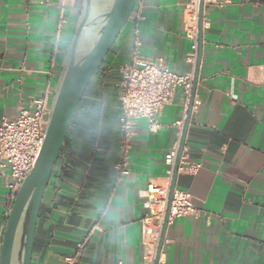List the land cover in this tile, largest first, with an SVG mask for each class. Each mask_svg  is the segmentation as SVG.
<instances>
[{"label": "crops", "instance_id": "1", "mask_svg": "<svg viewBox=\"0 0 264 264\" xmlns=\"http://www.w3.org/2000/svg\"><path fill=\"white\" fill-rule=\"evenodd\" d=\"M187 3L136 0L132 16L143 20L123 29L91 83L88 99L98 95L99 105L93 143L85 148L86 132H71L72 149L50 178L31 264H63L81 242L82 264H144L147 252L156 249L155 219L145 220V192L148 183H163L164 157L178 139L174 124L184 111L182 91L177 89L157 116L156 131L137 122L127 174L120 179L115 169L119 104L117 95L109 96L117 90L118 68L135 50L176 75L194 70L187 61L192 45L186 36ZM56 21L52 3L0 0V118L14 119L45 87ZM73 29L69 25L61 33L54 83ZM263 65L264 0L204 8L195 103L180 162L199 168L193 175L179 171L176 180V189L191 195L196 214L168 225L159 264H264ZM8 183L7 171L0 169V242L11 208Z\"/></svg>", "mask_w": 264, "mask_h": 264}, {"label": "built area", "instance_id": "2", "mask_svg": "<svg viewBox=\"0 0 264 264\" xmlns=\"http://www.w3.org/2000/svg\"><path fill=\"white\" fill-rule=\"evenodd\" d=\"M22 1L26 3L34 1H41L45 4L52 3L57 12V21L53 41L54 54L45 87L40 95L31 100L27 106L19 108L14 119L0 118V169L8 173L9 183L6 189L7 201L10 207L21 183L31 171L44 141L56 85L52 78L55 71V56L60 50L61 33L66 26L71 25L75 28L79 17L77 10L70 12L74 7L75 0ZM231 2L232 0H203V7L205 8L209 5L222 6ZM198 5L199 0H188L186 7V36L192 42L191 53L187 61L192 66L195 64L197 55ZM142 20L143 17L140 15L131 16L128 23L133 24L134 28H136L137 23ZM261 72L262 83H264V65ZM118 74L117 100L119 104L118 132L120 138L119 156L115 165L118 179L127 174L130 140L137 122L143 120L147 123L150 131H156L159 128L156 118L164 107L170 104L175 91L180 89L183 95L184 111L182 119L174 124L178 128V139L164 157L165 175L163 183L157 185L150 182L145 192L149 209V215L145 220L148 222L152 218L155 219L156 227L151 235L156 247L168 200L181 130L192 92L193 71L186 75H176L160 62L141 57L135 50L132 53L130 62L118 68ZM194 103L195 100H193V105ZM198 168L199 165L196 164H187L185 168L179 165L177 173L184 170L188 174L193 175ZM195 214L196 210L192 204L191 195L175 188L171 199L168 225L176 219ZM83 250L84 243H78L73 252L63 259V264H82ZM154 254L155 249L148 251L144 256V264H152Z\"/></svg>", "mask_w": 264, "mask_h": 264}, {"label": "water", "instance_id": "3", "mask_svg": "<svg viewBox=\"0 0 264 264\" xmlns=\"http://www.w3.org/2000/svg\"><path fill=\"white\" fill-rule=\"evenodd\" d=\"M136 0H108L102 13L92 19L90 0H85L73 35L63 57L51 101L48 124L39 155L15 194L0 242V264H31L40 210L78 106L116 40L128 24ZM203 0L198 5L197 55L193 70L192 92L176 153L162 228L152 264H159L168 227L171 199L176 188L177 171L195 96L202 56ZM97 21L95 27L92 23Z\"/></svg>", "mask_w": 264, "mask_h": 264}, {"label": "trees", "instance_id": "4", "mask_svg": "<svg viewBox=\"0 0 264 264\" xmlns=\"http://www.w3.org/2000/svg\"><path fill=\"white\" fill-rule=\"evenodd\" d=\"M103 67V65H102ZM102 67L101 69L98 71L97 75H99L102 71ZM91 84L90 86L87 88L79 106L78 109L75 113V116L72 120L71 126L69 128V131L67 133V136L65 138L64 141V145L63 148L61 150L60 156L58 158L57 163L59 162V160H62L61 156L65 153H68L69 150L71 151L72 148L69 149L67 143H68V139H69V135L71 132H73L74 134L76 133H80L82 134L84 131L86 133H84V135L82 134V137L84 136L85 140V148L87 147H91L94 137L96 135L97 132V122H98V114H99V105L98 103L95 101V99L98 97V95L95 97H92V99H88L89 95L91 94ZM92 95V94H91ZM95 95V94H94ZM81 116L85 117V121L84 123L81 122ZM36 245V240L34 238V245L33 248Z\"/></svg>", "mask_w": 264, "mask_h": 264}, {"label": "flooded vegetation", "instance_id": "5", "mask_svg": "<svg viewBox=\"0 0 264 264\" xmlns=\"http://www.w3.org/2000/svg\"><path fill=\"white\" fill-rule=\"evenodd\" d=\"M76 1L80 5L78 8V12L80 14L85 0H76ZM107 1L108 0H90V15L92 19H95L96 16L102 13L101 11L107 4ZM96 24H97V21L93 20L92 27L93 26L95 27Z\"/></svg>", "mask_w": 264, "mask_h": 264}, {"label": "rangeland", "instance_id": "6", "mask_svg": "<svg viewBox=\"0 0 264 264\" xmlns=\"http://www.w3.org/2000/svg\"><path fill=\"white\" fill-rule=\"evenodd\" d=\"M74 6H75V8H79V4H78V2L75 0L74 1ZM129 23L126 25V27H129ZM73 32H74V29L71 31V33H70V37L68 38L67 37V44L65 45V51H64V53H63V57H64V54H65V52H66V49H67V47H68V44H69V42H70V39H71V37H72V35H73ZM64 34L65 33H63V36H64ZM63 57H62V60H63ZM116 95H117V90L115 91V89L113 88V90L111 89L110 90V98L112 99H115L116 98ZM55 167H57V164H56V166Z\"/></svg>", "mask_w": 264, "mask_h": 264}]
</instances>
